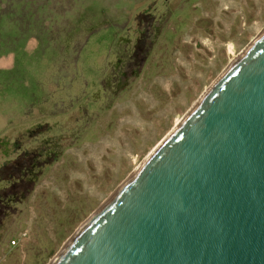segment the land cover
<instances>
[{
    "label": "rangeland",
    "instance_id": "obj_1",
    "mask_svg": "<svg viewBox=\"0 0 264 264\" xmlns=\"http://www.w3.org/2000/svg\"><path fill=\"white\" fill-rule=\"evenodd\" d=\"M263 30L264 0H0V264H50Z\"/></svg>",
    "mask_w": 264,
    "mask_h": 264
},
{
    "label": "water",
    "instance_id": "obj_2",
    "mask_svg": "<svg viewBox=\"0 0 264 264\" xmlns=\"http://www.w3.org/2000/svg\"><path fill=\"white\" fill-rule=\"evenodd\" d=\"M50 264H264V30Z\"/></svg>",
    "mask_w": 264,
    "mask_h": 264
},
{
    "label": "trees",
    "instance_id": "obj_3",
    "mask_svg": "<svg viewBox=\"0 0 264 264\" xmlns=\"http://www.w3.org/2000/svg\"><path fill=\"white\" fill-rule=\"evenodd\" d=\"M50 157V155L48 156V158ZM39 166V165H38ZM37 166V167H38ZM3 168V167H2ZM36 168V165L34 164V162L32 161V163L29 165V167L28 168H26L25 167V170H22V175H21V177H20V180H23V176H26L25 177V179H27L28 181L29 180H31V175L33 176V174H34V169ZM4 171H0V173H3ZM1 175V174H0ZM12 176L9 174L8 176H7V179H2L3 181H8V184H10V178H11ZM33 181H31V183H32ZM6 205H7V203H6V201H3L2 199H0V209L1 208H5L6 207Z\"/></svg>",
    "mask_w": 264,
    "mask_h": 264
},
{
    "label": "bare ground",
    "instance_id": "obj_4",
    "mask_svg": "<svg viewBox=\"0 0 264 264\" xmlns=\"http://www.w3.org/2000/svg\"><path fill=\"white\" fill-rule=\"evenodd\" d=\"M178 125V124H177Z\"/></svg>",
    "mask_w": 264,
    "mask_h": 264
}]
</instances>
